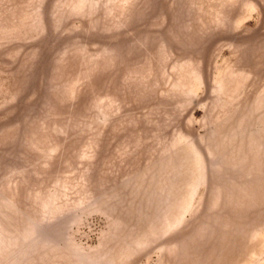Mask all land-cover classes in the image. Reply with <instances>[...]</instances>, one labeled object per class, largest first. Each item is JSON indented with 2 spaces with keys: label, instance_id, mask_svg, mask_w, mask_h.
I'll return each instance as SVG.
<instances>
[{
  "label": "rangeland",
  "instance_id": "obj_1",
  "mask_svg": "<svg viewBox=\"0 0 264 264\" xmlns=\"http://www.w3.org/2000/svg\"><path fill=\"white\" fill-rule=\"evenodd\" d=\"M0 264H264V0H0Z\"/></svg>",
  "mask_w": 264,
  "mask_h": 264
}]
</instances>
